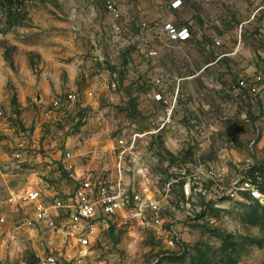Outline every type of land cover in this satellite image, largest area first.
<instances>
[{"label": "rangeland", "instance_id": "obj_1", "mask_svg": "<svg viewBox=\"0 0 264 264\" xmlns=\"http://www.w3.org/2000/svg\"><path fill=\"white\" fill-rule=\"evenodd\" d=\"M108 1L0 0V156L9 166V184L41 188L49 199L67 198L77 185L74 174L56 168L45 176L39 167H45L46 157L55 164L70 150L79 176H112L129 194L145 196L148 189L144 200L152 199L157 209L139 215L132 205L120 222L108 223L103 244L79 256L77 264H264V208L246 193L221 198L222 184L193 178L195 170L188 166L198 160L191 150L202 143L186 141V133L179 131L187 124L173 129L176 105L171 123L162 128L167 108L153 100L152 92L153 79L162 76L173 95L175 72H194L201 60L219 56L223 41L239 45L250 19L258 17L250 11L255 0H181L178 10L171 9L174 0H114L120 21L108 13ZM257 1L258 8L263 6ZM120 23L122 32L114 31ZM144 23L150 27L148 49L138 39ZM168 23L189 27L191 42L170 41L163 29ZM244 24L248 28L242 27L240 37L237 29ZM98 25L106 28L103 37L109 33L112 47L98 44ZM57 58L77 62L75 72ZM114 81L117 88L107 89ZM69 92L78 101L56 123L52 103ZM219 97L211 93L209 98L213 108L206 116L204 161L208 166L226 162L231 173L225 187L239 170L252 179L257 171L264 182L263 166L248 169L247 144L235 146L232 134L219 131L218 122H226ZM28 135L39 138L40 148L28 161L13 165L14 144ZM173 137H179V148L171 147ZM120 139L133 145L132 155H122ZM45 144L52 149L46 152ZM26 217L15 207L0 228V264H40L49 250L50 233L28 227Z\"/></svg>", "mask_w": 264, "mask_h": 264}, {"label": "built area", "instance_id": "obj_2", "mask_svg": "<svg viewBox=\"0 0 264 264\" xmlns=\"http://www.w3.org/2000/svg\"><path fill=\"white\" fill-rule=\"evenodd\" d=\"M182 6L181 0H174L171 3V9L178 10ZM108 13L119 20V8L117 2L110 0L106 2ZM120 21V20H119ZM122 24H114L113 30L122 32ZM243 26H241L242 29ZM164 31L168 39L172 42H187L193 39L191 29L187 26L177 27L175 24L168 23L164 26ZM150 27L144 23L139 27L138 39L141 40L144 49L149 48L148 32ZM217 45H220L217 42ZM119 82H110L107 89H115ZM153 83V100L163 104L167 109L165 113V121L161 125L162 128L169 125L172 120L176 101L172 100L173 95L168 92L167 86L162 76L155 77ZM237 90H242L243 99H247L245 91L255 101L258 94L264 90V77L258 75L252 81H240ZM93 92L88 93V97H92ZM78 101V95L69 92L65 95L64 100L57 98L52 103L53 117L57 122H61L62 118L67 115L68 106ZM4 117V112L0 110V118ZM259 132V126H256ZM258 136L249 144V152L255 154V148L258 142ZM1 143V142H0ZM40 140L36 136H22L18 138L13 147L12 164L18 165L24 161H28V156H33L40 148ZM117 147L122 149L123 154L132 155V148L128 146L125 139L117 141ZM52 149L50 144L44 145L47 152ZM44 168L48 171L54 169L63 170L68 174H74L77 182L75 191L67 198L53 196L47 198L41 188H17L9 184V166L3 163V157L0 156V228L9 220L10 214L15 207L24 210L27 215L26 223L30 228L40 226L47 233H50L49 250L42 253L40 264H77L75 260L79 256H83L91 249H95L103 244V230L108 223L120 222L121 217L134 205L137 208V214H142L149 210H155L156 205L152 199L144 200L147 196L148 189H144V195L137 192H131L125 184L116 182L112 176H101L88 172L82 176L77 174L75 165V156L72 151L66 150L64 154L56 161L55 164L47 157ZM2 160V161H1ZM4 164V165H3ZM254 166L248 169L253 171ZM194 177H205L209 181L216 182L221 185L223 196L236 197L237 195L246 193L249 197L258 202L264 208V182L255 172V179L245 176L243 170L238 172L233 180L225 187L223 184L227 182V176L230 174L229 166L217 163L213 166H200L195 169ZM5 191V193L3 192ZM4 193V194H3ZM173 244V241L169 242ZM80 260V259H78ZM75 261V262H74ZM16 264V263H7Z\"/></svg>", "mask_w": 264, "mask_h": 264}, {"label": "crops", "instance_id": "obj_3", "mask_svg": "<svg viewBox=\"0 0 264 264\" xmlns=\"http://www.w3.org/2000/svg\"><path fill=\"white\" fill-rule=\"evenodd\" d=\"M261 1H263V6L258 8V1L255 0L254 5L250 7L252 14H256L258 17L250 19L249 23H251V26L249 28L247 24L243 25L250 32L248 38L247 34L249 32L245 34L246 39L245 37L240 38L239 45L233 46L223 41V45L217 47L219 56L209 61L201 60L200 66L196 67L197 69L192 67L194 72H185V75L182 76L180 72H175L173 75V96L178 98L176 100L173 129L178 131L182 125L187 124L190 126L189 128L179 131L186 133V141L191 146L202 143L197 151L191 150L192 152L195 151L193 155L198 162L188 166L190 171L200 166H208L206 164L207 161H204L203 155L209 146L207 139L210 121L206 116L207 112L213 108L209 99L211 93L214 94V98L218 95L220 96L218 99L220 105L218 107L222 110L226 121L224 123L221 121V124L218 122V126L211 122L212 128L217 126L219 131H223L225 128L227 133L232 134L231 140L235 146H238L239 143L247 144V154L250 156L248 166H254V169L256 167H264V90L258 94L255 101L251 99L246 91L247 99H243V91L237 90L239 82L242 80L249 82L258 75L264 77V0ZM254 11L256 12L254 13ZM95 27L98 31H101L99 25ZM103 29L107 32L106 28ZM102 31L97 36L98 44L106 48L112 47V39H107V36H110L109 33L105 35V38ZM237 34L243 37L244 29H241V27L237 29ZM259 44H261L260 47L258 46ZM56 60L67 67L70 72H75L77 62H64L59 58ZM198 80L202 82V85L198 84ZM190 112L193 113L191 118L195 115L197 120L190 118ZM257 125L259 126V132L256 130ZM177 131H174L173 134ZM196 132H199V135ZM257 136L259 138L255 154L252 155L249 152V144ZM179 141V137H173V140L171 139V147L174 145V149L179 148ZM171 147L170 149L173 148ZM220 162L221 164L226 163L224 161ZM40 169L42 174L44 173L45 176L49 175L50 171L46 170V168L39 167ZM13 186L23 187L18 181Z\"/></svg>", "mask_w": 264, "mask_h": 264}]
</instances>
